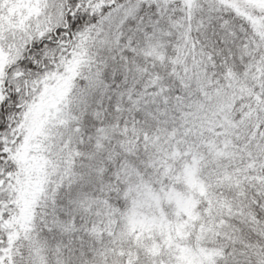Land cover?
Here are the masks:
<instances>
[{
    "label": "snow or ice",
    "instance_id": "1",
    "mask_svg": "<svg viewBox=\"0 0 264 264\" xmlns=\"http://www.w3.org/2000/svg\"><path fill=\"white\" fill-rule=\"evenodd\" d=\"M0 264H264V0H0Z\"/></svg>",
    "mask_w": 264,
    "mask_h": 264
}]
</instances>
